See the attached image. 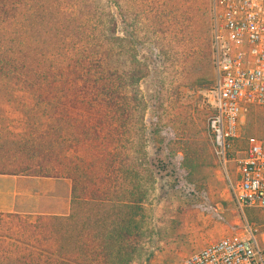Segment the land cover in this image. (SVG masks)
I'll return each instance as SVG.
<instances>
[{
    "label": "trees",
    "instance_id": "obj_1",
    "mask_svg": "<svg viewBox=\"0 0 264 264\" xmlns=\"http://www.w3.org/2000/svg\"><path fill=\"white\" fill-rule=\"evenodd\" d=\"M118 4L0 0V174L71 181L66 216L0 213V221L22 222L13 229L35 233L12 239L16 261L130 264L134 259L147 189L144 163L134 162L132 149L117 142L124 128L119 116L128 113L129 105L119 102L116 62L120 51L131 53V37H118ZM206 6L207 1H198L204 22ZM128 22L125 14L121 23ZM131 40L137 49L139 38ZM139 60L136 80L148 72L145 59ZM253 118L264 126L262 112ZM152 126L141 119L137 131L143 136L147 128L154 131ZM6 249L0 246V264L11 258Z\"/></svg>",
    "mask_w": 264,
    "mask_h": 264
},
{
    "label": "rangeland",
    "instance_id": "obj_2",
    "mask_svg": "<svg viewBox=\"0 0 264 264\" xmlns=\"http://www.w3.org/2000/svg\"><path fill=\"white\" fill-rule=\"evenodd\" d=\"M198 1L119 0V40L127 33L133 40L139 38V45L136 49L130 38L131 53L120 51L117 57L119 102L129 105L128 113L119 116L124 128L117 142L132 149L134 162L144 163L142 181L147 189L143 231L130 264H178L207 242L237 230L244 219L264 229V209L241 211L230 191V183L237 179L234 159L244 155L251 141L264 145V126L253 118L258 111L264 114V107L248 109L226 164L218 161L207 129L212 113L207 94L214 75L211 0H205L207 22L200 19ZM125 14L129 22L123 26ZM136 58L145 59L148 69L139 80ZM124 76L136 81H125ZM141 119L153 123L154 131L147 128L140 135ZM1 221L5 238L0 246L11 257L12 239L26 240L35 233L13 229L12 224L22 223L17 218ZM14 258L4 263L26 264Z\"/></svg>",
    "mask_w": 264,
    "mask_h": 264
},
{
    "label": "built area",
    "instance_id": "obj_3",
    "mask_svg": "<svg viewBox=\"0 0 264 264\" xmlns=\"http://www.w3.org/2000/svg\"><path fill=\"white\" fill-rule=\"evenodd\" d=\"M210 58L214 74L207 120L215 157L222 164L240 136L250 106L264 107V0H211ZM230 183L237 207L264 209V145L251 141L234 159ZM178 264H264V229L244 219L231 234L209 241Z\"/></svg>",
    "mask_w": 264,
    "mask_h": 264
},
{
    "label": "crops",
    "instance_id": "obj_4",
    "mask_svg": "<svg viewBox=\"0 0 264 264\" xmlns=\"http://www.w3.org/2000/svg\"><path fill=\"white\" fill-rule=\"evenodd\" d=\"M70 195L71 181L65 178L0 174V213L66 216Z\"/></svg>",
    "mask_w": 264,
    "mask_h": 264
}]
</instances>
